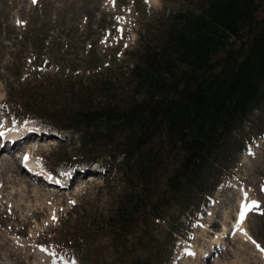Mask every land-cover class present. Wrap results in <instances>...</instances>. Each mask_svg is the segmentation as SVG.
<instances>
[{
    "label": "trees",
    "instance_id": "16d2710c",
    "mask_svg": "<svg viewBox=\"0 0 264 264\" xmlns=\"http://www.w3.org/2000/svg\"><path fill=\"white\" fill-rule=\"evenodd\" d=\"M187 3L140 34L131 67L119 75L112 66L89 70L87 58L97 52L84 47L81 63L89 71L57 77L53 91L71 98L63 107L41 100L47 92L38 85L19 101L18 90L8 88L23 118L46 119L78 135L84 148L122 161L115 170L124 187L113 207L60 235L62 250L79 263L168 264L177 213L191 211L193 195H214L207 171L238 161L245 147L236 135L248 124L256 136L264 130V0Z\"/></svg>",
    "mask_w": 264,
    "mask_h": 264
},
{
    "label": "rangeland",
    "instance_id": "374dc122",
    "mask_svg": "<svg viewBox=\"0 0 264 264\" xmlns=\"http://www.w3.org/2000/svg\"><path fill=\"white\" fill-rule=\"evenodd\" d=\"M187 1L0 0V133L34 134L13 153L0 150V163L10 160L14 169L0 166V264H91L62 250L60 235L64 230L71 235L75 225L106 214L124 187L115 170L122 161L84 148L78 135L58 130L46 119L23 118L14 109L21 104L10 100L8 88L18 90L14 100L19 101L27 87L38 85L47 92L41 100L63 107L71 98L53 91L57 77L83 75L84 47L97 52L87 58L89 70L112 66L119 75L131 67L129 54L139 48L140 34L164 15L187 9ZM249 125L236 135L240 149L245 147L237 153L238 161L203 177L216 187L214 195L204 201L193 195L191 211L177 213L176 241L165 246L166 255L173 251L168 264H264V130L256 136ZM241 139H246L242 145ZM92 157L105 164H91ZM157 173L161 169L156 165ZM47 178L67 186L48 184ZM249 197L259 207L251 209Z\"/></svg>",
    "mask_w": 264,
    "mask_h": 264
},
{
    "label": "bare ground",
    "instance_id": "6f19581e",
    "mask_svg": "<svg viewBox=\"0 0 264 264\" xmlns=\"http://www.w3.org/2000/svg\"><path fill=\"white\" fill-rule=\"evenodd\" d=\"M6 131V130H5ZM31 131V130H30ZM8 132V131H7ZM7 132H3L2 131V134L3 135H0V150L1 149H7L9 152H11V153H13L14 152V150H15V148L17 147V145H18V143H20V142H22V141H24L25 140V138H28V137H32L34 134H32L31 132H28V133H26V134H24L23 135V138L21 137V138H19V137H14V136H12L11 134H7ZM28 134H31V136H29ZM47 134V133H46ZM5 143V144H4ZM9 156V155H8ZM25 157H27V156H25ZM28 158V157H27ZM27 159H25L24 158V161H26ZM4 162L3 163H0L1 165V167L3 168V169H5L6 171H8V172H12L13 171V173H14V169H13V167H12V164H11V162H10V160H3ZM29 164V167L32 165V166H34L35 164L34 163H31V162H29L28 163ZM37 165V164H36ZM35 165V166H36ZM37 167V166H36ZM26 169V168H25ZM29 170V172H31L32 174H40L39 173V171H36V170H30V169H28L27 168V171ZM75 175L76 174H73V178L75 177ZM16 177H18L17 175L16 176H13V178L15 179ZM51 178V177H50ZM16 180V179H15ZM46 180V183H48V184H53V183H57L56 185H60L61 186V184L63 185V186H67V184L65 185L64 183H62L61 181H58V180H56V179H45ZM52 180H54V181H52ZM58 187V186H57ZM257 200V199H256ZM255 199H253V198H251V197H249V199H247V202H248V205H249V207L251 208V209H255V208H257V207H259V203L256 201ZM248 209H246L245 208V210L244 211H247ZM242 216V215H241ZM241 219H242V217H241ZM242 225V224H241ZM244 231V230H243ZM243 237H245L246 239H247V242H244V243H247L248 245L250 244V238L248 237V235L244 232L243 234ZM245 246H246V244H245ZM244 250V249H243Z\"/></svg>",
    "mask_w": 264,
    "mask_h": 264
},
{
    "label": "snow or ice",
    "instance_id": "6c2138e0",
    "mask_svg": "<svg viewBox=\"0 0 264 264\" xmlns=\"http://www.w3.org/2000/svg\"><path fill=\"white\" fill-rule=\"evenodd\" d=\"M36 0H33V3H35ZM146 2H148V0H146ZM0 135H3L2 133H0ZM25 159H27V157H25ZM53 220L55 221V215H53Z\"/></svg>",
    "mask_w": 264,
    "mask_h": 264
}]
</instances>
